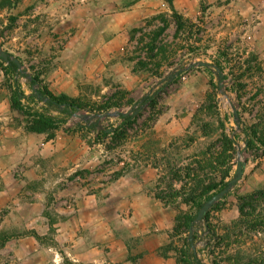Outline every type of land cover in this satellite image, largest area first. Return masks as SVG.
Here are the masks:
<instances>
[{
  "label": "rangeland",
  "instance_id": "374dc122",
  "mask_svg": "<svg viewBox=\"0 0 264 264\" xmlns=\"http://www.w3.org/2000/svg\"><path fill=\"white\" fill-rule=\"evenodd\" d=\"M20 1L0 0V48L21 63V90L65 95L80 110L55 129L31 133L11 109L13 81L0 59V191L10 188L0 232L14 235L0 247V264H92L73 262L63 237L78 232L68 217L87 215L101 233L114 227L128 249L142 251L110 264H182L183 218L194 210L181 194L197 185L185 176L209 155L215 164L199 169L200 188L230 181L241 154V180L209 210L210 226L223 234L239 218L237 196L264 187V151L248 149L244 133L253 126L264 134V47L244 37L249 16L237 13V0H195L186 14L175 9L191 22L181 30L166 0H154V12L137 25L89 7L88 0L79 9L63 0V14L60 3L35 10L28 0L18 8ZM113 24L127 28L115 31ZM246 24L253 36V19ZM198 62L208 68L189 67ZM31 78L38 87L31 88ZM145 96L154 104L139 107ZM108 104L116 107L100 111ZM120 113L134 116L123 135L86 128L97 122L117 128ZM223 136L234 142L233 151L222 148ZM198 225V259L228 264L225 245L212 247L205 222ZM26 232L39 238L17 236Z\"/></svg>",
  "mask_w": 264,
  "mask_h": 264
},
{
  "label": "trees",
  "instance_id": "16d2710c",
  "mask_svg": "<svg viewBox=\"0 0 264 264\" xmlns=\"http://www.w3.org/2000/svg\"><path fill=\"white\" fill-rule=\"evenodd\" d=\"M170 11L171 17L175 20L178 29L190 26V20H181L180 15L174 8L172 0H166ZM187 24V26L185 25ZM9 55V54H8ZM2 60V59H1ZM19 62V61H18ZM6 64L5 73L11 76L13 81V90L11 95V109L19 113L24 119L27 120V125L30 128L31 133H41V129H55L60 124H65L67 119L72 118L79 110L80 107L65 95L56 96L50 93L46 89H33L38 87V80L35 78L30 79V86L33 92L30 96L24 94L18 82L19 76L25 75L17 64L13 61H4ZM20 63V62H19ZM21 65V63H20ZM219 67V66H217ZM205 68H208L205 67ZM219 73H222V68H219ZM23 100L32 101L34 104L41 103L40 109L29 106L23 102ZM154 98L145 96L140 102L139 107L152 106L154 104ZM116 107L113 104H108L100 111L108 112L111 108ZM58 111L62 117H53L50 113ZM99 111V112H100ZM140 117V115H138ZM120 124L117 128H110V130L100 128L99 122L86 127L92 132H100L101 136H109L118 134V130L122 129L120 135H123V128L131 125V121L134 116L129 114H118ZM246 135V147L250 149L253 146L258 145L264 151V134L258 133L257 129L253 126L244 129ZM119 135V134H118ZM99 139V138H98ZM222 148L225 151H233L234 142L223 136L221 140ZM229 159V157H227ZM216 158L207 155L202 161H197V170H190L185 176V180L196 182L197 185L185 190L181 197L183 203L190 205L194 212L187 213L183 218V228L187 232V237L184 239L182 248L180 250V262L182 264H203L198 259V251L196 249V243L198 239V224L201 221L205 222L206 237L209 241L214 242L212 245L215 249H219L220 246L226 247L228 264H264V187L256 189L250 193L237 196V205L239 210V218L227 226L223 234L217 233L209 224V211L205 214L204 218L200 222H196V217L203 204L207 202L213 195L224 189L228 183L225 178L220 181H213L210 184H205L200 188L201 179L200 170L211 169L215 164ZM226 197V196H225ZM224 197V198H225ZM192 229V236L189 237V231ZM32 235L34 238H39L36 233L26 232L21 235ZM10 236L7 232H0V247H3L5 243L10 240ZM211 246V244H208Z\"/></svg>",
  "mask_w": 264,
  "mask_h": 264
},
{
  "label": "crops",
  "instance_id": "0c3cea01",
  "mask_svg": "<svg viewBox=\"0 0 264 264\" xmlns=\"http://www.w3.org/2000/svg\"><path fill=\"white\" fill-rule=\"evenodd\" d=\"M22 1V0H21ZM19 3V7L24 4L23 2ZM84 0H72L73 9H79L84 6L82 4ZM174 8L177 11H180L186 14L191 7V3L194 5L195 0H172ZM192 1V2H191ZM198 1V0H196ZM60 3L61 12L63 10L64 2L63 0H44L43 2L39 0H28V5H34L35 10L43 9H55L58 8ZM239 3H242L241 8ZM67 5V4H66ZM87 5L94 9H99L102 12H110L115 19L118 16H121L127 19L128 25H137L139 21L147 17L149 14L154 12V0H88ZM237 13L241 15L247 14L248 19H243L242 21V30L244 32V37L247 39L253 38L255 40L256 48L264 47V0H237ZM163 6V3H161ZM66 7V6H65ZM60 13V12H58ZM60 14H63L60 13ZM253 19V28L255 34L252 36L248 35V27L245 26V22L248 25V20ZM117 26L113 24L112 28L116 30H123L126 27ZM257 30V31H256ZM247 33V34H246ZM264 50V48H262ZM9 187L5 186L0 191V207L5 205L6 199L4 194L9 192ZM9 202L11 200H8ZM14 203V201H12ZM79 216V217H68L69 222L78 223L76 230H67L65 232L64 241L66 243V253L68 257H71L72 261H80L83 263H92V264H110L115 262H120L126 260L129 256H141L142 251H135L133 249H128L125 243L122 241L123 238L117 237V234L113 229L111 230L110 226L108 232H100L97 230V225L92 223L94 219L93 215ZM90 223V224H89ZM81 225V230H80ZM21 242L20 240H17ZM29 241V240H28ZM25 242V241H23ZM17 245L14 244V247ZM20 247V244H19ZM15 252H19L20 249H14ZM149 252L150 250H146ZM153 255H157V250H153ZM77 259V260H76Z\"/></svg>",
  "mask_w": 264,
  "mask_h": 264
},
{
  "label": "water",
  "instance_id": "95a60500",
  "mask_svg": "<svg viewBox=\"0 0 264 264\" xmlns=\"http://www.w3.org/2000/svg\"><path fill=\"white\" fill-rule=\"evenodd\" d=\"M0 59H2L3 61H8L11 60L13 61L15 64H17L18 68H21L20 63L18 62L17 59L11 58L6 52H4L1 48H0ZM194 66H200V67H207L208 64L203 63V62H198L197 64H191L189 67H194ZM234 118H237V112L234 110ZM107 115H110L109 113ZM76 117L79 118H85L86 115L84 116H79L76 115ZM245 166V162L241 160V156L238 155L237 157V163H236V171H235V175L234 177L228 181L226 187L224 189H222L220 192L216 193L215 195L212 196V198H210L207 202H205L202 206V208L199 210L197 217H196V222H200L205 214L221 199H223L225 196L228 195V193L232 190V188L236 185L237 182H239L243 176V168ZM192 236V229H190L189 231V237Z\"/></svg>",
  "mask_w": 264,
  "mask_h": 264
},
{
  "label": "bare ground",
  "instance_id": "6f19581e",
  "mask_svg": "<svg viewBox=\"0 0 264 264\" xmlns=\"http://www.w3.org/2000/svg\"><path fill=\"white\" fill-rule=\"evenodd\" d=\"M241 156V154H239Z\"/></svg>",
  "mask_w": 264,
  "mask_h": 264
}]
</instances>
